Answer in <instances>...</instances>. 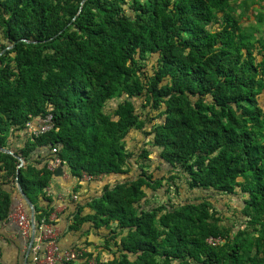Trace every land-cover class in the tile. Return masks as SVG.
Returning a JSON list of instances; mask_svg holds the SVG:
<instances>
[{
  "label": "trees",
  "instance_id": "16d2710c",
  "mask_svg": "<svg viewBox=\"0 0 264 264\" xmlns=\"http://www.w3.org/2000/svg\"><path fill=\"white\" fill-rule=\"evenodd\" d=\"M235 2L0 0V146L24 161L0 150V264H23L29 242L11 217L18 203L30 213L18 183L38 228L55 210L49 165L59 158L78 180L129 175L133 131L174 175L156 178L143 149L136 175L69 200V231L108 239L116 250L102 264H264V29ZM48 114L53 129L30 136ZM176 179L198 196L150 206L149 192L180 196ZM227 197L242 200L237 230L211 201Z\"/></svg>",
  "mask_w": 264,
  "mask_h": 264
},
{
  "label": "rangeland",
  "instance_id": "374dc122",
  "mask_svg": "<svg viewBox=\"0 0 264 264\" xmlns=\"http://www.w3.org/2000/svg\"><path fill=\"white\" fill-rule=\"evenodd\" d=\"M234 4L236 6V10L238 14H241L243 11H246V16L243 19L246 25H250V23H252L254 24V27L259 29H264V27L261 28L259 26V23H257L256 18L253 17L251 21L249 20V18H247L248 16L252 17V15L264 14V0H236ZM246 5L249 6L247 10H246ZM151 63L152 60L150 61L148 69H150ZM116 105H117V101H113L109 104L107 108L109 111H112L113 109L116 108ZM135 105H136V110L139 114L144 115L147 113L148 110L144 109L142 99L135 100ZM155 116H156V112L150 113V118H154ZM149 140L150 138L146 139L145 136L138 131H133L127 138L126 140L127 147L129 151H131L134 154V158L132 161L135 164L134 170L129 175L130 176L136 175L138 173V169H140V164L143 163L144 161H146V165H147L148 161L142 159L141 157L143 149H147L151 151L150 156L152 162L148 171H153L156 178H162V177L169 178L171 175H174L171 172L172 171L171 167L167 163L162 162L160 158H158L157 149H155L154 147L152 148L150 147V145L148 144ZM129 175L120 176V177H111V178H96L95 179L96 181L93 180L92 182L88 183L86 189L78 190L80 194V198L84 199L91 196H98L102 192L105 185H113L117 182H123L129 177ZM175 181L176 183H178L179 186H181L180 196L175 195L174 192H171V194L167 196H165L164 193H162V195L160 196L159 192L156 193L149 192L147 197L149 205L155 206L158 204L167 203L170 198L175 203H181L187 200H193L196 196H198V193H188L186 192L187 189L183 190L182 188L185 187L183 186L184 184L183 182H180L178 179H176ZM211 201H213V203L218 206H222L220 212L224 216L225 225L235 226V229L237 230V228L240 226L239 218L241 219V216L239 215V209L242 206V200L237 197H227L225 199L220 200L219 203H216L214 199H212ZM11 217H12V222L17 227H19L21 231L29 230L28 234L25 235V238L26 239L29 238L30 241V235H31L30 217L29 214L25 212L24 207L21 206L20 203H18V205L15 207V212L11 215ZM27 225H29V229H24L25 227H27ZM86 227L87 225L84 226L83 231L86 230ZM57 233L59 234V232H56L54 236L57 237L58 240ZM92 239H93L92 241L91 240L89 241L88 238L87 239L82 238L80 245L76 246L78 247L76 249L84 253L93 254V258L89 262L90 264H102L105 263L106 261H110L113 258L112 252L116 250L115 246L111 244V242H109L108 239L105 238L93 237Z\"/></svg>",
  "mask_w": 264,
  "mask_h": 264
},
{
  "label": "crops",
  "instance_id": "0c3cea01",
  "mask_svg": "<svg viewBox=\"0 0 264 264\" xmlns=\"http://www.w3.org/2000/svg\"><path fill=\"white\" fill-rule=\"evenodd\" d=\"M99 178H102V177H99ZM92 181L93 180L91 181H86L83 179L78 180L77 178L71 177L68 171H65L63 176L61 177L55 176L51 182L50 187H48L49 194L51 195L52 198L55 199V202H54L55 210L53 214L51 215L49 221L54 225L56 232H59V234L57 233L58 243L60 247L63 249H70V248H74L80 245L82 238L84 239L88 238L89 241L93 240L92 238L94 236L92 234L91 235L85 234V232H81V231H69V220L73 212V207L72 205H70L71 202H69V200L71 199L72 195H76L79 198L80 194L78 190L86 189L88 183ZM76 188L78 189L77 192H76ZM59 196L63 198L60 199ZM77 200H73V201H77ZM16 237H17L16 232L11 233L8 237V239L10 240V243H12L15 240L17 241ZM13 247H14L13 245L5 246L6 248L5 256L8 254V256L10 257L11 256L16 257L18 250ZM26 247L28 249V243L24 244V247L22 250V251H25V255H26V250H27ZM30 257H31V254L29 255V258ZM29 258H28V263H29ZM23 264H25V258H24Z\"/></svg>",
  "mask_w": 264,
  "mask_h": 264
},
{
  "label": "built area",
  "instance_id": "2783aa9c",
  "mask_svg": "<svg viewBox=\"0 0 264 264\" xmlns=\"http://www.w3.org/2000/svg\"><path fill=\"white\" fill-rule=\"evenodd\" d=\"M54 121L53 116L51 114L46 115L43 119H41L37 125H33L32 123L27 124V132L32 137H38L43 135L53 129ZM54 153H57V149H53ZM63 163L58 158L54 162L49 165V168L53 171L57 170L58 167H62ZM83 180L91 181L96 178L84 175ZM60 199L63 197L59 196ZM76 195H72V200H77ZM22 206V204H21ZM24 229H29V225ZM29 230H22L23 236L28 234ZM56 234V229L54 225L49 221L43 220L39 227L37 228V236L35 243L31 249V254L33 258L34 264H64L73 260L78 259V257L82 254L76 248L63 249L60 247ZM208 243L212 246H217L221 243L220 239L210 238L208 239Z\"/></svg>",
  "mask_w": 264,
  "mask_h": 264
},
{
  "label": "water",
  "instance_id": "95a60500",
  "mask_svg": "<svg viewBox=\"0 0 264 264\" xmlns=\"http://www.w3.org/2000/svg\"><path fill=\"white\" fill-rule=\"evenodd\" d=\"M0 150L4 153H8V154L15 156L20 161L21 166L24 164V161L22 160V158H20L16 154H14L12 151L7 150V149H3L1 146H0ZM64 173H65L64 169L60 166L57 168L55 176L61 177L64 175ZM18 190H19V193H20L22 199L24 200V202L26 203V205L28 206L29 211H30L29 217H30V224H31V235H30V241L28 244V249H27L26 255H25V264H29L28 258H29V255L31 254V249L35 243L36 236H37L36 208H35L34 204L31 202V200L24 193V191H23V189L19 183H18Z\"/></svg>",
  "mask_w": 264,
  "mask_h": 264
}]
</instances>
